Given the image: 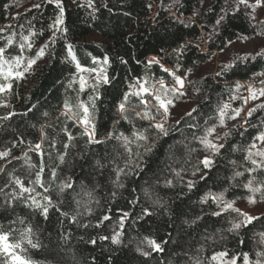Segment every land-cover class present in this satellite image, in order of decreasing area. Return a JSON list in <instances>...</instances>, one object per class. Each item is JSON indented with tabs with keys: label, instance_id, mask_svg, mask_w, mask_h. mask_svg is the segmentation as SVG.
I'll return each mask as SVG.
<instances>
[{
	"label": "trees",
	"instance_id": "obj_1",
	"mask_svg": "<svg viewBox=\"0 0 264 264\" xmlns=\"http://www.w3.org/2000/svg\"><path fill=\"white\" fill-rule=\"evenodd\" d=\"M61 5L64 23L55 31L50 27L60 11L55 2L0 0V47L6 49L7 58L21 56L26 64L47 45L44 56L36 59L23 78L13 81L11 91L0 93V151L11 152L0 159L3 230L14 229L13 238L18 239L25 228L33 229L31 238L38 247L25 244L23 253L33 264H197V260L209 264V258L221 251L241 257L240 264L242 253L256 260V253L264 251L260 235L264 209L251 215L257 217L251 223L229 231L244 217L222 211L216 202L203 198L223 193L225 201L249 203L253 194L244 187L248 180L254 181V187L264 185V169L249 173L254 166L245 159L254 137L264 132V108L258 107L264 99L254 103L251 116L247 114L226 133L219 116V109L243 83L258 76L264 80V75H258L264 73V44L233 53L215 72H202L201 67L230 40L257 36L264 24L255 23L239 0H91V4L89 0H61ZM21 43H25L23 50ZM69 46L83 67L105 68L109 83L93 89L95 73H83L88 87L81 92ZM150 56L159 63L150 64ZM165 67L170 71H164ZM171 73L184 77L185 84L184 94L174 97L167 117L152 104L140 105L136 97H130L125 112H120L123 95L136 78L149 83L163 79L171 87ZM97 95L93 122L95 139L100 142L88 143L83 127L65 115L64 105L66 101L72 106L89 102ZM145 110L155 121L137 116ZM156 122L164 123L168 135L152 127ZM65 128L74 139L60 164L56 157L68 142ZM209 128L215 132L208 138L223 145L217 153L200 142ZM134 132H144L148 140L137 141ZM44 133L47 139H42ZM121 134L132 141L127 146L130 151L117 139ZM53 140L55 149L50 147ZM36 143H42L43 156L33 150ZM146 147L152 150L146 152ZM26 155L35 168L28 167ZM206 156L213 161L207 168L202 163ZM41 160L46 165L41 179L48 191L34 185L37 199L49 195L60 209L50 208L47 218L29 207L30 201L11 195L18 191L15 177L33 186L29 182L35 180ZM53 167L57 178L50 176ZM118 169L123 171L117 178ZM236 172L244 175L237 177ZM69 180L73 188L61 193L59 185ZM253 198L256 202L249 204L264 206L261 193ZM217 211L221 215H212ZM116 232L121 234L119 244L111 241ZM105 236L109 239H100ZM146 237L160 243L162 250L151 249ZM3 261L0 257V264Z\"/></svg>",
	"mask_w": 264,
	"mask_h": 264
},
{
	"label": "snow or ice",
	"instance_id": "obj_2",
	"mask_svg": "<svg viewBox=\"0 0 264 264\" xmlns=\"http://www.w3.org/2000/svg\"><path fill=\"white\" fill-rule=\"evenodd\" d=\"M55 2L56 7L59 8V15L56 17L53 25L50 27L54 28L55 31H60L61 29L58 27L59 25H62L64 23V9L61 5V0H49V3ZM241 4H247V0H239ZM262 0H256L255 5H251V7L255 8L261 4ZM89 3L91 4V0H89ZM38 7V5H37ZM223 20V17L220 18V20H217V24L220 23V21ZM66 31V29H64ZM264 34V33H260ZM24 41L27 43V47L29 49L32 48L31 42H29V37L25 36L23 37ZM53 42L55 40V33L53 35ZM12 39H8V44H12ZM41 47L40 50L36 53L35 58L28 59L26 64L23 61L21 56L12 57L11 59L7 58L5 56L6 49L4 47H0V93H7L10 92L13 86V81L23 78L24 74L28 72L32 66L36 63V59L43 57L45 54V48ZM25 48V43L20 44V49L23 50ZM260 53H257L259 55ZM68 55L71 57V59L75 62V67L77 73H79V90L83 92L88 87V80L85 78L83 73H95V84L92 86L93 89L97 87L99 84L109 83V77L106 74V69L101 68H86L83 67L78 60H76L75 55L73 54L71 50V46H69ZM155 60V58H154ZM108 58L104 57L103 64H108ZM153 61H149L151 64ZM156 63H159V61H155ZM94 63L96 61L94 60ZM230 67V65L226 66ZM164 71H168L167 69H164ZM191 71V70H189ZM171 75L174 77L175 84L171 87L166 85L165 81L163 79L157 80L155 83H149L147 79L141 80V78H136L135 83L129 84V91L125 92L123 95V100L119 104V110L121 113L125 112L126 105L129 102L130 97H136L139 100V104L147 107L149 104H152L153 107L157 108V112L159 113L160 110H162L163 115L167 117L169 114V108L171 106H174V97L178 95H183L184 93L181 91L184 87V78L181 76L176 75L175 73H171ZM258 75H264V73H259ZM262 84H264V81H261ZM158 85V86H157ZM178 86V87H177ZM69 87H71V83L69 84ZM239 87V85H238ZM249 93L250 98L252 100H256L259 97H264V88L260 89H254L252 86H249ZM99 96L96 97H90L89 102L80 101L75 106L70 105L67 101L65 102V108L68 110L65 115L68 116L69 119H74V121L83 127L82 135L87 137L88 143H99L100 141L95 139L96 136V126L94 121V110L96 107L95 101L98 99ZM232 99H236V97H232ZM245 103H247V99H245ZM229 104H224L219 109V116H220V123L223 125L224 123V117L227 115L226 110L229 109ZM260 108H264V104L258 105ZM256 109H251L248 112V115L251 116L252 112ZM240 109H234V115H232L230 118L235 119L240 114ZM70 113V115H69ZM11 115V114H10ZM190 115V113H189ZM137 116H141L143 119H150L155 121L156 117L154 115H151L149 111L145 110L143 113H137ZM9 117H3V119H8ZM127 119V117H124ZM160 134L168 135L167 129L164 127L163 122H156L152 125ZM67 135V141L63 144V151H58L56 159L59 160L60 164H63L65 162V157L68 154L67 149L70 147V142L74 139L73 135L67 131L65 128L63 130ZM215 132V128H209L206 130V135L204 137L200 138V142L207 148L210 149L213 153L219 152L220 148L223 147L222 144H216L212 140H210L208 137L211 136ZM133 136L137 141H147L148 136L145 135L144 132H134ZM42 139H47V134L44 133L42 136ZM117 139H122L124 142V146L126 150L130 151V149L127 148V146L132 143L131 140L127 136H123L121 134L120 137H117ZM259 142V143H257ZM264 132H260L256 137H254L253 142L249 145L248 149L246 150V156L245 159L249 160L251 164L254 166L253 168L248 169L249 173L257 171V169H264ZM51 148H56V142L55 140L52 141ZM33 150L37 152L39 155L43 156L44 152L42 149V143H36L34 145ZM152 149L151 147H146L145 151L150 152ZM11 154L10 150L6 151H0V159L6 158ZM49 158H52L51 153H48ZM259 158V159H257ZM26 163L29 168H35L36 165L32 164L30 161V158L25 156ZM205 168L210 167L213 163L212 159L209 157H205L202 161ZM45 164L43 160H41L39 171L36 172V178L34 181H30L29 183L33 186L29 187L25 184V182L20 179L19 177H15L13 179L14 184L18 187V191H14L11 195L13 199L20 198V199H26L30 201L31 203L28 205L29 207H34L35 209L39 210L40 213L47 218L49 214L50 208H56L57 211H60V209L53 204L52 198L49 195H44L40 199H37V196L39 195L36 193V188L34 185L39 184L41 187L44 188L45 192L48 191V188L43 184L41 179V174L44 171ZM58 167V165H57ZM0 171H3V169H0ZM123 169L117 170V178L119 177L120 172H122ZM244 175L243 172H236L235 176L239 177ZM50 176L52 178H57V170L56 167H53L50 170ZM170 183V182H169ZM254 181L252 179L248 180V182L244 185L245 188H247L253 196H250L249 203H255V199L253 198L256 193H261L262 196H264V191H262V188H264V185L262 186H253ZM123 186V185H119ZM189 186L191 187L192 184L189 182ZM73 184L69 181H64L59 185V191L63 193L65 189H72ZM3 189H0V192H2ZM33 193H36V195H33ZM27 194V195H25ZM89 197V199H92V193L87 192L85 193ZM205 201L208 199H211L212 201L216 202L218 205H220L222 211H228L231 210L233 212H236L244 217V220L239 223H234L232 225V228L229 229V231H234L240 229L242 226L251 223L253 220L257 219V217H253L247 213L240 212L239 209L234 207V202L232 201H225L223 193L212 195L208 194L203 198ZM77 205L79 206L81 204L80 200L76 201ZM87 208V205H85ZM90 211V209H87ZM64 216H68L67 212L61 213ZM150 214V213H149ZM127 216V213L124 214ZM212 215L219 216L221 215L220 211L213 212ZM73 221H75L76 217H72ZM104 219H108L107 216L104 217ZM23 223V221H21ZM121 228L123 227V221H121ZM14 229H9L8 231L3 230V226L0 225V257L4 258L3 264H33V261L29 258H27L23 253L26 251V248L24 247L25 244L30 245L32 248H37L38 244L34 243L32 240V232L33 229L29 226L25 228L21 233L18 239H14L12 233L14 232ZM120 232H116L112 237L111 241L113 244H119L120 243ZM262 238V242H264V233L260 234ZM101 240H107L109 237H100ZM147 245L155 250V251H161V245L158 243L155 239L151 238H145ZM92 243H95L93 240ZM139 250V249H138ZM144 256H148L149 252L142 251L141 253ZM242 264H264V251H259L256 253L257 259L251 260L248 253H242ZM227 258V259H226ZM213 262H218V264H240L241 257L239 256H230L229 253L226 251H221L214 253L209 258V264H213ZM197 264H200V261L197 260Z\"/></svg>",
	"mask_w": 264,
	"mask_h": 264
},
{
	"label": "rangeland",
	"instance_id": "obj_3",
	"mask_svg": "<svg viewBox=\"0 0 264 264\" xmlns=\"http://www.w3.org/2000/svg\"><path fill=\"white\" fill-rule=\"evenodd\" d=\"M256 0H247V11L251 17V19L255 23H263L264 24V4L263 0L261 4L255 8L251 7V5H255ZM264 31H260L257 36L253 38H242L239 41L230 40L227 44V47L221 51V52H215L210 57L209 61L201 67L202 72H215L220 67L225 66L233 53H239V52H248L253 51L257 49L258 47H261V44H264ZM262 51L264 52V46L261 47ZM154 56L148 57L149 61H155ZM156 59V58H155ZM168 69L167 67H165ZM170 71V69H168ZM184 78V77H183ZM263 80L262 76H258L254 78L250 82H245L241 85V88L235 93L233 97H236V99H231L230 101L225 102V104H229V109L226 110L227 115L224 117V123L222 125V130L227 132V130L236 125L241 124L244 120V118L247 116L249 110L252 108L254 103L263 100L264 97H259L256 100H252L250 98L249 93V86H252L254 89H260L264 88V84L261 83ZM175 84V81L173 84H170V86H173ZM185 84V79H184ZM178 87V86H177ZM184 88V87H183ZM183 89H181L182 91ZM245 99H247V103H245ZM234 101H238V105H234ZM234 109H240V114L235 119H231L230 117L234 115L233 110ZM165 117V116H164ZM224 133V134H225ZM259 143V142H257ZM235 208L239 209L243 213H247L249 215H253L257 211H261L264 209V206L256 207L254 205H251L249 203H234Z\"/></svg>",
	"mask_w": 264,
	"mask_h": 264
}]
</instances>
